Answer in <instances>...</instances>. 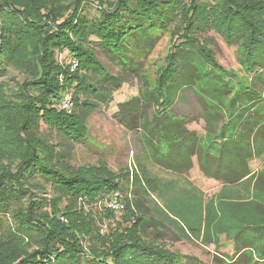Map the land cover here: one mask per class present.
Wrapping results in <instances>:
<instances>
[{
	"label": "rangeland",
	"instance_id": "obj_1",
	"mask_svg": "<svg viewBox=\"0 0 264 264\" xmlns=\"http://www.w3.org/2000/svg\"><path fill=\"white\" fill-rule=\"evenodd\" d=\"M98 1L101 4L83 0L80 6H83L86 15L96 17L103 7L111 10L117 0ZM189 1L173 0L177 17L175 24L158 33V42L141 61L139 74H125V81L113 92V101L107 107L100 106L90 113L84 136L87 139L72 143L59 135L70 131L67 127L79 124L71 116L64 117L55 112L54 108L59 109L60 102L58 105L52 103L51 106L55 107L46 110L40 104L45 101L46 95L39 85L31 81L36 79L38 60L44 59L41 57V45L52 52L48 42L67 40L62 31L61 36L56 38L48 34L52 26L50 17L62 19L68 16L73 0H0V48L9 58L0 67V173L11 174L0 176V190L10 192L11 196L10 212L3 215L5 219L0 226V264H14L37 249L44 234L42 225L46 223L61 231L62 235L70 237L75 233L83 250L101 253L117 251L121 254L118 264H126L130 259L125 255L131 249L125 246L126 242L137 240V226L142 220L134 206L137 199L143 200L151 215L173 231L153 244L178 261L182 256H192L202 264L225 263L234 253L237 245L234 237L239 230L264 226V190H256L241 181L222 183L202 176L196 170L188 176L162 170L152 162L142 134L127 131L111 116L119 102L131 97L150 92L156 95L157 101L166 97L162 73L173 51L175 35L184 31V10ZM236 1L241 3L238 13L230 12L223 0H197L192 27L186 33L194 39L193 44L201 48L203 67L224 74L232 85V93L248 84L252 72L245 36L231 35L226 38L225 35L238 23L235 19L242 15L252 18L256 27L264 24L263 12L248 10L251 0ZM6 2L23 7L33 22H27L15 10L8 18L5 17L6 8H10L5 6ZM62 45L60 49L65 48ZM97 56L111 72H118L114 61L101 52ZM56 59V62L47 59L45 66L47 63L58 70L59 65L62 68L56 72L58 74L66 70L65 64L71 58L64 50L56 54ZM194 94L191 89L180 94L177 92L174 110L181 116L198 115L200 108ZM191 128L204 142L211 139L205 127L194 123ZM17 135L20 139L16 138ZM38 135L46 146L38 151L47 153L50 159L45 160L51 170H61L64 162L48 146L51 144L56 149L67 146L72 156L68 160L71 167H66L69 171L87 178L107 173L111 175L110 170L120 171L122 189L105 197L96 192L83 194L75 202L76 209L67 210L62 195L53 194L49 187L44 189L41 174L20 177L19 171L23 170L20 163L29 154L23 139L33 141ZM55 159L58 160V167L52 164ZM99 159L102 166L97 169L95 166L101 163ZM249 167L257 179L264 178V151L253 156ZM24 173L28 174L23 170ZM8 178L13 184L16 182L22 192H17ZM115 199L118 206H114ZM57 204L60 208L62 206V215L67 222L61 215L54 221L46 216L50 208H55ZM19 227L24 231L20 232ZM260 245L261 242L252 249L255 257L259 256L257 250Z\"/></svg>",
	"mask_w": 264,
	"mask_h": 264
},
{
	"label": "trees",
	"instance_id": "obj_2",
	"mask_svg": "<svg viewBox=\"0 0 264 264\" xmlns=\"http://www.w3.org/2000/svg\"><path fill=\"white\" fill-rule=\"evenodd\" d=\"M82 1L73 0V8L68 16L62 19L50 17L52 26L48 34L56 38L61 36L62 31L67 40L48 42L52 52L41 45V57L44 59L38 60L36 79L31 81L39 85L46 95L45 101L40 102L46 110L55 107L51 106L52 103L58 105L67 93L71 96L73 106L70 111L56 107L54 109L64 117L71 116L79 124L67 127L70 130L66 131L67 136L56 132L60 138L62 136L61 139L72 143L87 139L84 136L90 113L100 106L107 107L113 101V92L125 81V74H139L141 61L146 59L158 42V33L177 20L173 0H117L111 10L103 7L96 17H89L84 13L83 6H80ZM87 1L101 4L98 0ZM223 1L230 12L238 13L240 2ZM248 5V10L258 9V12L264 14V0H251ZM5 6L10 7H5V17L8 18L15 10L27 22H33L23 7L13 6L8 2ZM197 6V0L189 1L184 10V31L176 34L173 40V51L162 73L166 97L157 101L152 92L131 97L119 102L111 116L116 124L127 131L142 134L152 162L162 170L187 176L196 170L200 175L222 183L241 181L263 191L264 178L257 179L251 174L249 161L264 151V24L256 27L252 18L242 15L235 19L238 23L225 35L226 38L231 35L245 36L248 64L252 72L248 84L232 93V85L224 74L203 67L199 52L201 48L194 45V39L186 34L192 27ZM61 44L64 49H60ZM64 50L71 60L65 64L66 70L56 74L62 67L58 65L57 70L47 63L45 66V62L47 59L57 61L56 54ZM100 52L115 62L117 73L111 72L101 62L97 56ZM7 59V54L0 48V67ZM47 67H50L49 70H45ZM187 89L196 93L195 100L200 108L198 115L181 116L174 110L177 92L180 94ZM194 123L205 127L211 136L209 142H203L196 130L189 127ZM16 138L20 139V136L17 135ZM23 141L26 148H29V154L20 165L28 174H23V170H20V177L41 174L44 189L49 187L53 194L62 195L69 211L76 209L75 202L83 194L96 192L105 197L122 189L120 171L108 169L111 175L107 173L93 178L73 174L66 168L71 167L68 162L72 159L71 150L67 146L56 149L50 144L48 147L64 162L61 170H51L45 160L50 159L47 153L38 151L39 148H46L43 146V139L38 135L33 141ZM46 151L49 152L48 149ZM52 164L59 166L57 159ZM101 166L102 161L95 167L99 169ZM6 174L11 175L2 172L0 176ZM7 180L17 192H22L16 182L13 184L9 178ZM9 194L10 192L0 190V226L5 219L3 215L10 212ZM142 201L137 199L134 202L142 220L137 226V240L126 242L125 246L131 248L125 255L130 259L126 264H202L192 256H182L178 261L173 255L154 246V241L163 239L167 232L173 231L165 223L155 219ZM61 208L58 204L55 208H50V213L46 215L50 221L63 216ZM65 220L67 222L66 218ZM42 230L44 234L38 248L14 264H118L121 254L117 251H86L78 245L79 239L75 233L70 237L62 235L61 231L47 223L42 225ZM19 231L24 229L19 227ZM234 239L237 240V245L231 259L220 264H264V226L239 230ZM260 242L257 250L259 256L255 257L252 249Z\"/></svg>",
	"mask_w": 264,
	"mask_h": 264
},
{
	"label": "built area",
	"instance_id": "obj_3",
	"mask_svg": "<svg viewBox=\"0 0 264 264\" xmlns=\"http://www.w3.org/2000/svg\"><path fill=\"white\" fill-rule=\"evenodd\" d=\"M73 66H75V65L73 64ZM72 106H73V103L71 100V96L69 94H66L60 102V108L67 110V111H70L72 109ZM114 197H117V196L115 195ZM113 202L116 203L114 206H118L117 199L113 200Z\"/></svg>",
	"mask_w": 264,
	"mask_h": 264
},
{
	"label": "crops",
	"instance_id": "obj_4",
	"mask_svg": "<svg viewBox=\"0 0 264 264\" xmlns=\"http://www.w3.org/2000/svg\"><path fill=\"white\" fill-rule=\"evenodd\" d=\"M189 127L191 128V125H190ZM203 142H204V141H203ZM207 142H209V140H208ZM207 142H205V143H207Z\"/></svg>",
	"mask_w": 264,
	"mask_h": 264
}]
</instances>
